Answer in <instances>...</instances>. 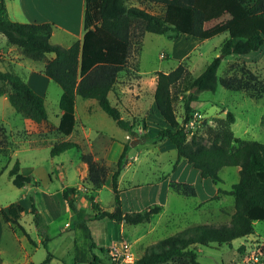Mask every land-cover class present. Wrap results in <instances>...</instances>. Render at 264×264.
I'll return each instance as SVG.
<instances>
[{"label": "trees", "instance_id": "obj_1", "mask_svg": "<svg viewBox=\"0 0 264 264\" xmlns=\"http://www.w3.org/2000/svg\"><path fill=\"white\" fill-rule=\"evenodd\" d=\"M156 3L161 11L153 12L139 4ZM139 3V4H138ZM223 15L231 20L228 36L216 55L204 68L194 75L184 62L171 71H156L154 100L167 126L150 137L152 142L169 139L177 149V160L187 159L200 170L203 177H210L218 185L223 181L220 170L224 166H239L240 179L232 189L218 188L211 197L218 199L222 194H230L235 199V210L230 222L223 224L198 223L165 236L148 245L143 255L124 264H201L198 259V245L228 243L239 237L255 232V221L264 220V142L246 140L235 136L230 127L222 132H212L210 143H204L196 135L188 138L187 123L194 117V106L203 90L215 91L219 85L232 90H248L250 83L235 75L218 77V69L223 58L229 54H246L257 51L264 45V0H85L84 35L70 46L54 43L52 32L56 27L52 22H19L8 13L6 0H0V32L9 44L18 46L24 56L34 60H44V73L57 82L62 92L59 108L62 110L58 124L50 122L45 97L36 92L18 73L0 69V96L7 95L12 106L36 125L46 130L57 131L66 136L73 132L76 124V96L95 99L100 107L130 135L137 133L135 116L127 118L118 105L111 101L110 93L115 91L121 73L127 71L135 49L142 48L146 32L167 34L176 38L180 34L207 37L206 24ZM54 57L48 58L47 54ZM182 96L184 120L180 121L174 101ZM230 123L235 121L232 111L227 114ZM143 125L146 127L145 121ZM79 143L71 140L56 142L51 154L58 155ZM129 147L125 144L115 168L111 169L103 161L97 160L91 152H81L80 160L88 165L86 180L92 190L102 188L110 179L114 192V210H107L88 194L93 218L108 217L116 222L142 223L149 221L163 210V205L154 203L139 211H125L119 188V177L129 161ZM12 148L10 133L0 121V153L7 155ZM13 183L18 187L35 182L32 175L21 172L20 161L16 160L10 170ZM170 189L185 195L197 196L195 185L186 181L170 180ZM75 187L66 186L62 196L68 206L79 214ZM24 207L10 203L8 209L0 208L3 218L20 227V210ZM31 212L46 246L49 237L45 234L46 223L41 211L33 200ZM244 245L240 250H244ZM103 250V249H102ZM48 251L39 263L48 264L53 258ZM99 260L94 255V261ZM93 261V262H94ZM3 259L0 254V264Z\"/></svg>", "mask_w": 264, "mask_h": 264}, {"label": "rangeland", "instance_id": "obj_2", "mask_svg": "<svg viewBox=\"0 0 264 264\" xmlns=\"http://www.w3.org/2000/svg\"><path fill=\"white\" fill-rule=\"evenodd\" d=\"M139 5L153 12L162 9V6L156 3ZM230 23L227 15L207 23L205 39L186 34L170 38L167 34L146 32L142 48L139 51L135 49L132 53L128 70L121 73L119 83L110 97L119 108L122 105L125 117L132 118L131 113L134 111L137 113L135 129L139 135L144 133L143 121L147 123L146 125L152 124L153 127L167 126V122L160 116L161 113L154 104L156 71H171L180 62H184L194 75L200 74L205 66L219 55L220 46L228 36ZM4 39L6 41V38ZM0 44L3 42L0 41ZM52 55L54 54H47L48 57ZM23 59L27 65H34L44 72V60L28 57ZM0 69L12 70L28 82L27 67ZM230 75L242 77L250 83V89L232 90L219 83L215 91H201L194 106L192 123L188 127L189 139L196 135L204 143H210L214 135L212 132H222L230 127L235 136L264 142V45L257 51L225 56L218 69V77ZM61 92V86L51 80L45 98L50 122L55 124L54 120H57L56 116L60 112L58 99ZM139 99L143 101L136 107L134 103ZM87 101L90 100L77 95L76 115L79 125L84 122L93 126L91 138L96 136L97 127L124 140L126 130L121 128L96 100L93 101L97 103V109L91 113L87 112ZM174 104L179 120L183 121L185 112L182 96L179 95ZM229 111L234 113L233 123L228 120ZM149 113L152 118L148 122L146 114ZM0 121L10 133L12 145L7 155L0 153V208L8 209L10 203L22 205L24 208L19 212V221L32 239L30 241L20 227L5 220L0 212L2 264L39 263L46 258L48 251L54 255L48 264H124L141 257L151 243L188 226L198 223H227L229 219L222 216L223 211L232 213L235 210L234 196L230 194H226L225 202L211 198L200 201L198 196H185L170 189L166 211L163 205L160 213L142 223L124 221L121 224L108 217L95 219L93 218L95 210L91 207L90 201L79 199L78 202V196L74 194L72 197H75L77 206L82 208L78 214L68 206L67 200L62 196V190L66 186L78 188L79 185H88L87 180L83 179L84 172L81 171L80 160L81 152H90L88 142L78 140L81 139L79 136L66 139L57 131H48L45 126L36 125L28 116L18 112L8 99L4 100L3 96H0ZM65 139L78 142L79 147H72L53 156L52 146ZM139 144L138 147H144V143ZM147 145L155 146L152 142ZM165 147L167 150V146ZM135 151V149L130 151V155H134ZM149 153L151 158L147 159V154L142 156L140 161H136L126 171L125 180L157 182L164 179V173L167 174L172 168L170 159L175 156L167 151L156 155L153 150ZM16 160L20 161L21 172L32 175L36 183L31 182L23 187L13 183L10 170ZM220 176L223 181L218 186L227 190L232 189L240 179V173L234 165L224 166L220 170ZM122 185L125 186V182ZM79 191L83 193L84 188ZM85 195L88 197V194ZM99 195L102 207L114 210L113 190L103 186ZM33 200L46 223L45 234L49 237L46 246L41 242L43 236L31 212ZM254 226V233L236 238L231 244L198 245V259L201 264H264V220L255 221ZM114 241L118 242L119 246L122 242L128 244L127 251L116 258L111 252ZM242 245L247 247V252L245 249L240 250ZM94 255H97L99 260L94 261ZM254 256H258L259 260H255Z\"/></svg>", "mask_w": 264, "mask_h": 264}, {"label": "crops", "instance_id": "obj_3", "mask_svg": "<svg viewBox=\"0 0 264 264\" xmlns=\"http://www.w3.org/2000/svg\"><path fill=\"white\" fill-rule=\"evenodd\" d=\"M6 5L8 9L9 16L19 22H52L55 24V28L52 32L51 39L54 43H59L64 46H70L74 41L81 40L84 35V12H85V0H6ZM3 34V33H2ZM0 34V41L3 44H0V68L10 69L11 67H27L29 73L28 84L39 94L46 97V93L51 82V79L42 71L38 70L34 65L26 64L23 57L21 49L18 46L11 45L8 43L6 36ZM5 36L4 38L2 37ZM54 55L48 58H52ZM45 67V66H44ZM112 93V92H111ZM110 93V97H111ZM61 95V93H60ZM3 96L4 100H7V95ZM60 98V96H59ZM90 101H87L86 111L91 113L97 109L95 103V99L87 98ZM9 100V99H8ZM140 101L143 99H139L135 101V106H138V103L141 104ZM46 102V98H45ZM97 102V101H96ZM155 107L157 108L156 101H154ZM76 104H77V96H76ZM59 105V99H58ZM132 105V104H131ZM47 107V106H46ZM122 110V105L120 106ZM158 109V108H157ZM48 111V110H47ZM134 111V110H133ZM131 113V112H129ZM128 113V114H129ZM49 114V113H48ZM62 114V110L57 114V120H54L56 124L59 123L60 116ZM137 113L134 111L131 113V116H136ZM75 116H76V124L73 132L69 135H66L65 138H73L74 136H79L81 139L78 140H86L90 147V152L94 155V157L103 161L109 166H115L118 161L121 153L124 150L125 144L128 143L129 147V161L125 168L122 170V173L119 177V188L121 189V198L123 203V209L125 211H139L147 207L152 203H159L164 205V210L166 211V203H168V199L171 193L169 182L171 179L178 181H186L195 185L197 190V196L200 198V201H206L207 199L213 197L217 192L219 186L216 185L210 177H203L199 169L194 167L187 159H181L175 168H173L174 163L177 160V149L175 145L169 140L164 139L160 140L156 143L149 140L150 137L155 136L158 131L162 127H153L152 124L148 123V125L143 126V134L139 135L138 132L134 135H130L127 131H125V139L118 138L114 136V134H110L107 131H104L101 128L95 127L96 136L91 138L93 126L87 125L84 122L78 124V117L76 115V106H75ZM147 121L151 120V114H146ZM162 116V115H160ZM163 118V117H162ZM148 121V122H149ZM147 124V123H146ZM119 133V132H118ZM122 133H120L121 135ZM121 137V136H119ZM76 142V141H75ZM135 142L136 144H134ZM144 143V147H138L139 143ZM152 142L155 146L151 147V145H147ZM78 143V142H77ZM167 146V150L165 149ZM135 149V154L130 155V151ZM153 150L154 154L164 153H172L175 157L170 159L172 161V168L169 172L164 173V179L157 182H133L129 180H125L126 171H128L136 161H140L142 156L147 154V159L151 158L150 151ZM143 151H146L144 154ZM176 152V153H175ZM176 154V155H175ZM169 160V161H170ZM136 166V165H135ZM81 171L84 172L83 179L86 180V176L88 173V165L82 162ZM237 171L239 172V166H237ZM167 175V178H166ZM125 182V186L122 185ZM87 186L79 185L76 188L78 196V202L88 201V198L85 194L93 193L95 196V200L98 201L101 205V199L99 192L100 189L92 190V186L87 182ZM128 185V186H127ZM104 186H108L112 188L110 179ZM83 193H80L79 190L83 189ZM89 191V192H88ZM226 194L223 197L218 198L219 202L226 200ZM80 199V200H79ZM235 203V199H234ZM233 213V212H232ZM232 213H228L223 211L222 216L228 217L229 221L231 220ZM114 221V220H113ZM227 222V223H228ZM123 224V222H120ZM123 227V225H121ZM123 228H121L122 231ZM137 238V234L135 235V239ZM117 241V240H115ZM114 241V242H115ZM42 242V241H41ZM152 244V243H151ZM245 246V245H244ZM247 252V247H244Z\"/></svg>", "mask_w": 264, "mask_h": 264}, {"label": "built area", "instance_id": "obj_4", "mask_svg": "<svg viewBox=\"0 0 264 264\" xmlns=\"http://www.w3.org/2000/svg\"><path fill=\"white\" fill-rule=\"evenodd\" d=\"M192 123V120H190L189 123L186 124L187 127H190ZM128 249V244L126 242H122V244L119 246V243L118 242H115L113 245H112V249H111V252H112V255L116 258L117 256H119L121 253H125ZM254 259L255 260H259L258 259V256H254Z\"/></svg>", "mask_w": 264, "mask_h": 264}]
</instances>
